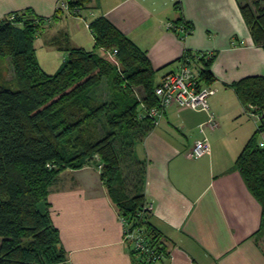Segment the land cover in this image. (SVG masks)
Wrapping results in <instances>:
<instances>
[{
  "label": "crops",
  "instance_id": "1",
  "mask_svg": "<svg viewBox=\"0 0 264 264\" xmlns=\"http://www.w3.org/2000/svg\"><path fill=\"white\" fill-rule=\"evenodd\" d=\"M60 0H0V22L14 14L31 13L43 28L46 65L57 68L66 54L52 43L60 33L72 48L95 50L90 25L108 19L145 52L156 81L177 72L187 52L210 54L209 70L216 90L209 98L218 127L207 129L211 153L190 158L199 128L209 114L175 106L135 149L145 163L144 193L152 207L151 221L167 244L168 257L157 264H264L258 247L262 207L235 170L238 156L259 124L245 113L231 85L264 76V48L253 42L236 0H92L79 16L56 19ZM180 3L181 11L175 9ZM182 20L193 27L187 37L169 31ZM36 48V42H35ZM107 57L109 52L98 50ZM58 54V55H57ZM64 57H63V55ZM37 55V48H36ZM38 58V55H37ZM110 58V57H109ZM64 60V61H65ZM45 65V66H46ZM202 66L196 64L199 74ZM142 108H144L142 106ZM264 148V133L260 137ZM50 215L68 254L62 264H142L124 241L122 218L104 186L98 163L61 172L50 188Z\"/></svg>",
  "mask_w": 264,
  "mask_h": 264
},
{
  "label": "trees",
  "instance_id": "2",
  "mask_svg": "<svg viewBox=\"0 0 264 264\" xmlns=\"http://www.w3.org/2000/svg\"><path fill=\"white\" fill-rule=\"evenodd\" d=\"M91 1L66 0L69 13L57 10L55 20L79 16ZM243 1L236 0L244 22L253 42L264 48V8L258 1ZM175 9L181 11L180 3ZM12 16L0 22V61L9 59L10 82L17 87L0 86V264L67 261L50 215V188L64 170L94 162L101 166L102 182L120 217L144 229L167 257L166 241L147 216L146 166L135 154L137 144L156 127L145 109L159 106L155 88L160 82L147 54L101 17L90 25L94 51L72 48L66 33L55 37L52 46L65 53L66 60L51 75L36 55L42 20L31 13ZM174 24L185 27L184 37L192 33L193 27L182 20ZM100 49L113 53L114 59L98 54ZM186 55L193 57L191 52ZM211 61L204 55L199 62L200 80L207 85L215 80ZM231 88L245 113L260 118L235 170L262 207L257 242L264 253V76L241 79ZM103 90L105 97L98 95ZM119 143L127 144L126 152Z\"/></svg>",
  "mask_w": 264,
  "mask_h": 264
},
{
  "label": "built area",
  "instance_id": "3",
  "mask_svg": "<svg viewBox=\"0 0 264 264\" xmlns=\"http://www.w3.org/2000/svg\"><path fill=\"white\" fill-rule=\"evenodd\" d=\"M69 13L66 0H60L58 9ZM14 18L10 17V21ZM167 30L185 34L186 30L183 26H177L174 23L166 25ZM206 55L208 58L210 54L202 52L192 53V58L188 55L182 59L180 69L175 73H170L162 78L159 85L155 88V94L159 99V106L151 109H145L146 116L151 119L155 126L159 125L163 119L166 110L173 106L180 109H189L198 112H206L209 114V120L202 124L199 128L203 138L197 140L189 154L190 158L200 159L211 153V145L208 137H206L207 129H214L218 127L215 116L211 113L209 98L215 95L216 90L206 86L200 80L199 74L195 71V66L202 57ZM111 60L114 59V54H108ZM259 121V117L251 115ZM101 170V166L98 167ZM152 211V207L150 206ZM124 224V241L131 246V251L135 252L142 264H157L163 262L166 257L159 249L151 243V240L146 237L144 229L132 227L127 221L122 219Z\"/></svg>",
  "mask_w": 264,
  "mask_h": 264
},
{
  "label": "rangeland",
  "instance_id": "4",
  "mask_svg": "<svg viewBox=\"0 0 264 264\" xmlns=\"http://www.w3.org/2000/svg\"><path fill=\"white\" fill-rule=\"evenodd\" d=\"M248 1H252V0H244L243 2L248 3ZM255 1H258L259 3H261L262 8H264V0H255ZM44 40H46L45 37H43L39 40H36L38 59H39L41 65L44 66V69L46 72H52L53 73V72H55L57 65L55 64L54 68L47 67L45 60L47 57V51L48 50H46V48L44 47ZM86 49L91 50L92 46L87 45ZM100 54H102V52H100ZM63 57H64V55H63ZM64 60L65 59H61V63H64L65 62ZM12 79H13V71H12V67H11L9 59L0 61V86L1 85H7L10 88H12L13 90H17L15 83L11 84V82H10ZM103 91L100 92L98 95L105 97L107 95V90H105L104 92ZM253 121L258 124V121L255 118H252V122ZM208 139H209V137H208ZM126 145L119 143L118 148H120L122 150V152L124 153V151L126 149L125 148ZM146 211H147L148 218H150L152 211L150 210V204L149 203L146 204Z\"/></svg>",
  "mask_w": 264,
  "mask_h": 264
}]
</instances>
